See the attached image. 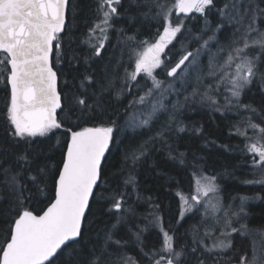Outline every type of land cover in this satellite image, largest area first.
<instances>
[{"label":"snow or ice","instance_id":"1","mask_svg":"<svg viewBox=\"0 0 264 264\" xmlns=\"http://www.w3.org/2000/svg\"><path fill=\"white\" fill-rule=\"evenodd\" d=\"M79 7L71 0L70 15V0H0V85L7 93L0 116V203L10 205L7 216L0 211L6 228L0 264H206L208 256L213 264H264V229L245 222L246 203L259 197H240L233 209L222 201L217 175L198 165L190 194L175 193L182 210L167 229L159 204L142 226L136 224L135 210L125 207L127 192L109 184L127 171L124 187L135 188L136 167L156 142L167 146L168 160L185 165L188 154L173 145L203 127L185 125L177 113L197 104L237 117L232 127L245 140L242 151L264 174V0H96L91 19L78 16ZM193 13L203 21L195 32ZM122 18L128 30L117 28ZM77 20L84 28L79 35L73 31ZM142 27L155 28L153 42L138 39ZM110 31L118 33L112 46L118 55L105 50ZM174 41L182 54L173 63L165 50L171 53ZM193 41L198 46L189 50ZM161 68L179 88L157 79ZM138 77L151 87L129 109L159 98L140 113L143 119L132 113L121 124L113 93L117 102L138 93ZM171 92L187 94L169 108L164 100ZM255 94L258 101L245 102ZM159 113L167 118L155 135L126 148L130 133L158 121ZM121 149L122 167L112 172ZM245 183L264 184V175ZM193 211L201 215L200 226H191V244H181L177 232ZM152 229L155 243L147 240ZM234 233L250 240L242 255L234 249Z\"/></svg>","mask_w":264,"mask_h":264},{"label":"trees","instance_id":"2","mask_svg":"<svg viewBox=\"0 0 264 264\" xmlns=\"http://www.w3.org/2000/svg\"><path fill=\"white\" fill-rule=\"evenodd\" d=\"M80 7L76 10L78 16H86L91 19L94 15L96 7V0H76ZM223 0H218V4L222 3ZM70 15H71V0H70ZM194 15V14H193ZM126 18H122L117 24V28L123 27L126 30L129 29V24L125 23ZM210 19L215 22L218 17L213 15ZM203 21L197 17L196 21L190 24L193 32L202 25ZM77 27L73 31L79 35L84 31L83 25L80 20L76 21ZM68 25H66L67 27ZM132 29L129 34H132ZM143 33L142 36H138V39H147L149 42L153 41L155 36V28L146 29L140 28ZM109 41L105 45V50L111 54L113 51L118 55V49H114L112 46L116 44L118 33L110 31ZM179 39V37H178ZM223 38L221 37V40ZM175 45V47H173ZM173 45H169L172 49L171 53H166L171 56L172 62L174 63L179 56L182 54L179 44L176 41ZM195 41L187 45L189 50L196 47ZM87 52V47L84 46L82 49ZM215 49H213L214 51ZM103 55V53H102ZM207 55L203 54L201 57L202 63H205ZM165 65L170 66L169 62L165 60ZM128 70H132V66L129 64L125 65ZM82 67V66H81ZM96 67V65H94ZM99 67H103L101 64ZM123 69L120 70V76H123ZM160 78H169L164 72H157ZM141 90L137 93L133 90L132 94L123 95L117 102L115 100V93H113V103L119 111L121 119L119 123L123 124L124 120L129 117L132 113L137 114L145 113V110L140 108L134 109L133 106L129 109V103L135 98L136 95H143V88L149 86L141 77L138 79ZM117 86L120 83L117 82ZM175 86L179 88V83ZM255 93V89H253ZM178 95L176 92L171 93L167 99L164 100L165 105L175 104ZM7 100V93L4 91L3 86L0 85V116H2L4 104ZM259 100V95H250L245 98V102H256ZM129 109L126 113L125 110ZM180 120L185 125L203 127V131L195 133L189 131L182 134V139L177 141L173 146L178 147L180 152L188 154L185 165H178L167 158L168 148L166 145L156 142L149 146L148 156L142 163L137 165L135 170L136 186L124 187L123 181L127 176V171L119 174V179L113 183V180L109 179V184L115 188L119 185L120 189L127 192V203L125 207L131 205L135 210V223L141 226L145 223V217L151 218V214L154 212V204H159L161 211L160 215L164 219V228H168V222L171 221L172 225L176 224L178 214L181 211V202L175 195L177 191L187 192L192 183V173L195 172L194 165H198L203 169L204 173L217 175V180L221 186L223 198L225 202L230 199L235 200L240 195H249V197H259V199H250L246 204L247 219L246 223L250 228L264 229V184L260 183H245V181H254L261 178V171L253 167L252 159L250 154H246L244 151V138L235 134V129L232 127L237 122V117L233 114L221 115L220 113L212 112L209 108L200 105L185 106L177 113ZM159 120H154L152 124L146 128L139 129L136 133H130L131 138L125 145L128 149H135L138 144H142L148 141L150 137L154 136L160 125L167 118L166 113H159ZM0 123H3L0 119ZM214 142V143H211ZM172 143V141H169ZM124 149H121V154L116 156L115 161L116 167L111 169L112 172H119L120 161L122 160ZM195 153V159L192 154ZM54 159L58 160L59 156H55ZM178 182V184H177ZM139 196V199L137 198ZM238 196V197H237ZM151 198L150 200L148 198ZM236 205V204H235ZM41 204L40 207H44ZM9 204L0 203V211L4 216L9 214ZM95 210V209H94ZM2 218V217H0ZM201 218L197 213H188L185 215L184 221H181L183 227L177 232L178 242L181 244H191L193 240V234L191 231L192 225L200 226ZM207 227L211 228V221H209ZM203 231V229H201ZM6 232V228L0 226V242H2V235ZM234 249L241 255L243 252L250 249V240L248 238H241L238 234H233ZM158 239V232L156 229H152L147 234V240L150 243H155ZM259 240V239H257ZM210 239H206L205 243L211 246ZM134 255L135 253H130ZM207 255V254H206ZM206 264H213L212 257L208 256Z\"/></svg>","mask_w":264,"mask_h":264},{"label":"rangeland","instance_id":"3","mask_svg":"<svg viewBox=\"0 0 264 264\" xmlns=\"http://www.w3.org/2000/svg\"><path fill=\"white\" fill-rule=\"evenodd\" d=\"M194 16H196V17H198V14H195L194 13ZM153 42V41H152ZM198 46V45H197ZM166 51V50H165ZM202 56H203V54H202ZM201 56V57H202ZM205 64L207 63V57H206V59H205ZM187 63V62H186ZM191 69H189V71H190ZM164 72L163 71V69L161 68V69H157L156 70V76H157V79H159V80H161V81H165L166 83L167 82H174L175 84L176 83H178V82H176V81H174V78L173 77H169V78H166V79H164V78H160V77H158V74H157V72ZM141 76H143V74H141ZM138 79H139V77H138ZM144 81H146L148 84H149V86L148 87H151V81L150 80H147V79H144ZM171 93H174V92H171ZM171 93H168L167 94V97H169L170 96V94ZM187 93H185V92H182L179 96H178V99L180 100V101H183V98H184V95H186ZM144 95V94H143ZM159 97L157 96V95H154L153 97H151V98H149V101L148 102H146L145 104H143V105H140V104H135L134 106H133V108L134 109H137V108H140V106H141V110H145L146 108L148 109V110H146L145 111V113L146 112H148L149 110H150V104H151V102H153V101H155L156 99H158ZM177 101H174V103H176ZM171 106V105H170ZM137 115V114H136ZM138 117L140 118V119H143V116H141L140 114L138 115ZM249 135H251V132H249ZM244 142H245V140H244ZM250 157H251V159H252V156H251V154H250ZM206 175H212V174H209V173H205ZM217 183L219 184V182H218V180H217ZM220 185V184H219ZM192 187H193V183H192V185H191V187H190V189L187 191V192H183L185 195H188V194H190V191H191V189H192ZM220 188H221V186H220ZM220 196H221V198H222V201H223V203L224 204H226V205H231L232 206V208L233 209H237L238 208V206H239V204H240V197H249V195H244V194H242V195H240L238 198H236L235 200H232V199H230L228 202H225L224 201V198H223V194H222V190H221V192H220ZM249 201V200H248ZM248 203V202H247ZM246 203V204H247ZM236 204V205H235ZM182 210V209H181ZM191 213H195V211H193V212H191ZM197 213V212H196ZM188 214V213H187ZM197 215H199L200 216V218H201V215L200 214H197ZM211 227H212V224H211ZM217 227H219V226H217ZM216 235H219V232H216ZM211 241H210V243L212 244L213 243V240L211 239V238H209ZM257 239H259V237H257Z\"/></svg>","mask_w":264,"mask_h":264},{"label":"flooded vegetation","instance_id":"4","mask_svg":"<svg viewBox=\"0 0 264 264\" xmlns=\"http://www.w3.org/2000/svg\"><path fill=\"white\" fill-rule=\"evenodd\" d=\"M237 264H238V262H237Z\"/></svg>","mask_w":264,"mask_h":264}]
</instances>
